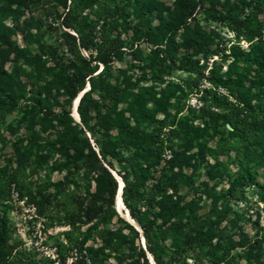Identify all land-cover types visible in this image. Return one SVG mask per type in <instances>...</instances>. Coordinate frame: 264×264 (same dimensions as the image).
<instances>
[{
	"label": "rangeland",
	"instance_id": "374dc122",
	"mask_svg": "<svg viewBox=\"0 0 264 264\" xmlns=\"http://www.w3.org/2000/svg\"><path fill=\"white\" fill-rule=\"evenodd\" d=\"M153 2L170 7V15L178 13L175 0H100L94 9H83L74 0H0L4 20L0 28V89L28 94L27 101L14 109L0 108V170H6L7 176L16 173V181L10 186L8 179L0 175V220L10 249L7 264H74L82 252L104 247L110 229H124L125 238L122 245L115 244L100 253L106 264H117V258L127 254L128 249L147 247L142 230L137 228L139 235L134 236L125 229L120 220H127L116 207L109 225L100 223L89 230L96 221L85 224L76 207L80 194L85 192V178L80 174L65 179L66 171L60 169L62 158L47 142L48 138H56L54 128L45 130L38 123L32 132L25 128L26 112L30 111L28 106L34 98L40 100L44 109L51 105L56 114L65 109L72 112L74 102L68 106L64 90L60 89L66 79L65 70L72 64L81 67V60L88 62L91 54L98 53L96 49L92 52L76 49L75 42L65 36V32L78 36L75 29H66L62 24L70 9L97 22L95 41L112 61L107 73L111 74L110 79H118L126 87L125 79L129 76L132 82L153 88L155 94L149 98L159 102L143 103L137 90H133L128 102L117 109L133 125L139 123L147 136L156 134L160 140L156 144L161 147L159 156L157 151L138 148L122 152L129 161L130 176L137 174L143 178L144 191L149 194L164 171L181 174L183 180L175 199L181 197L185 202L194 199L199 206L190 238L203 240L218 234L223 238L220 245L219 239L213 238L212 245L206 244L204 249L192 245L179 251L167 238L162 242L170 250L165 264H264V86H258L256 81L252 93L256 99L252 102L240 103L233 97L239 93L237 85L249 88L255 81L258 69L251 65L253 56L264 53V31L262 37L253 36L254 29L264 21L261 7L264 0H231L240 26L214 21L208 6L198 5L181 19L183 28L177 35V44L185 35L188 40L225 50L223 55L209 60L210 68L214 63L218 75L231 74L238 84L232 82L217 88L187 62H172L175 49L149 44L146 37L137 33L139 20L143 14L148 16ZM217 10L225 12V7L218 6ZM157 26L155 21L153 28ZM135 53L140 59H136ZM185 54L184 49H179V56ZM204 58L199 56L201 64ZM96 65L99 66L92 76L105 73L104 66L94 61L86 65L87 71L91 73ZM228 78L224 81L229 82ZM38 89L42 95L33 94ZM207 91L210 97L206 107L202 97ZM213 94L229 96L234 102L243 120L238 128L222 124L220 110L209 106ZM107 129L116 134L113 126ZM147 143V138L141 139L139 147ZM17 146L30 153L22 164L14 156ZM113 163V172L118 175L120 167ZM211 170L215 179L210 178ZM243 170H251L258 185L247 186L230 198L229 184ZM38 192L50 196V202H42ZM36 193L39 204L30 201L31 194ZM168 195L173 192L169 190ZM140 209L149 221L157 213L154 203L149 201L143 202Z\"/></svg>",
	"mask_w": 264,
	"mask_h": 264
},
{
	"label": "trees",
	"instance_id": "16d2710c",
	"mask_svg": "<svg viewBox=\"0 0 264 264\" xmlns=\"http://www.w3.org/2000/svg\"><path fill=\"white\" fill-rule=\"evenodd\" d=\"M74 2L83 9H94L99 5L100 0H74ZM198 5L201 8L208 6L207 11L212 15L214 21L241 25V22L235 17L233 9H231V0H175L174 6L178 12L175 16L169 14L171 12L170 7L160 2L150 3L148 16L143 14L137 24V33L146 37L149 44L166 45L170 47V50L175 49L174 54L170 58L172 62H187L196 73L202 75L201 77L209 81L215 88L221 85L227 87L232 82L238 84L236 79L233 80L231 74L218 75L216 73L217 65L214 63L210 68L209 60L215 56L223 55L224 49H213L201 42L188 40L185 35L182 36L181 43H176L177 35L183 28L181 19L190 15L191 10ZM221 5L225 7V12L217 10V7ZM261 7L264 8V3L261 4ZM155 21H158V26L153 28ZM96 23V21H91L89 17L82 18L81 14L78 15L71 9L62 22L66 29H75L77 31V37L65 32V36L75 42L76 49L82 48L88 52H92L95 49L98 50L96 56L91 54L89 57L90 61L81 60V67L75 64L69 65L65 70L66 79L60 85V89L64 90L67 97V104L71 107L80 93L87 90V84H90V89L84 93L79 101L77 111L80 116V123L74 120L71 110L67 111L65 109L56 114L53 112L51 105H49V109H44L40 100L35 101L34 98L32 100L33 104L28 106L30 111L26 112L25 128L32 132L37 123L45 130L49 127L54 128V136L56 138H48L47 142L48 146L54 149L62 158L60 169L66 171L65 179L70 180V178L80 174L85 178V192L80 194L76 207L83 214L81 219H85V224L96 221L90 226L89 230L100 223L109 225L115 215L114 208L119 191V181L113 175L114 172L112 173L111 171L115 170L113 162L118 163L120 168L117 174L124 183L122 193L124 205L128 209L131 218L141 228L147 247L146 251L141 246L133 247L135 250L128 249L127 254H122V258H117V264H149L147 253L152 255L156 264H165L164 258L168 256L170 250L162 242L167 238H171L175 251L192 245L196 248L204 249L206 244L212 245L213 238H218V245H220L223 242L221 234L215 235L210 239L203 238V240L190 238L191 227L197 221L199 206L194 199L187 202L181 197L175 199L180 182L183 180L181 174L164 171L159 180L152 185L149 190L150 193L146 194L144 191L146 188L144 179L137 174L130 176L127 171L129 161L123 158L122 152L124 150L138 148L146 152L153 151L154 153L157 151V156H159L161 153L158 152V149H161V147L159 148L156 144L160 140L156 134L147 136L139 123L133 125L131 120L125 116V113L117 109L119 105L128 102L130 91L133 90H137V96L143 103L152 101L157 104L159 102L156 98H149L152 93L155 94L153 88L142 87L132 82L129 76H126L125 79L126 87L118 79L115 81L110 79L111 74L107 73L112 61L108 60V57L103 54L95 41ZM3 25V16L0 14V28ZM263 31L264 21L258 28L254 29L253 36L262 37ZM0 37L2 38L1 35ZM77 41L79 45H77ZM179 49H184L187 54L179 56ZM191 49L192 53H189ZM199 56L205 57L202 64ZM135 57L140 59V55L137 53H135ZM92 61L102 64L104 70H106L105 73L100 72L97 76H92L99 66L96 65L95 68H91L93 70L89 73L87 71L89 68L86 65ZM251 65H255L258 69L255 73V81L251 82L249 88H242V86L237 85L236 89H238L239 93L237 96H233L236 101L240 100L238 101L240 103L242 100L252 102L256 99L252 94L253 89L257 86L256 81H258V86H264V53L259 56L254 55ZM206 71H208L207 75H205ZM226 76L227 78L229 76V82L224 81ZM39 77L41 79V74H39ZM42 79L44 81V77ZM96 83H99V86ZM42 88L45 90V87ZM33 94L39 96L42 95V92L38 89ZM209 95L210 92L207 91V94L202 97L206 107ZM27 97L28 94L25 91L13 93L11 90L8 92L7 89L2 88L0 89V108L3 110L14 109L20 102L27 101ZM209 106L220 110L218 116L222 124L236 129L243 123L238 113L239 109L236 108L229 96L213 94L211 105ZM107 126H113L116 134L113 135L107 129ZM144 138L148 139V143L140 148L139 141ZM29 154L28 149L18 146L15 148L14 156L20 159L19 164L26 162ZM208 173L211 179H215L214 171L211 170ZM1 174L8 179V186L16 181L15 172L7 176L6 170H0ZM257 183L256 175L251 170H243L231 180L228 196L233 198L240 190ZM93 186L94 191L92 192L91 188ZM169 190L173 192V195H168ZM23 196L21 195V198ZM38 196L42 198V202H50V196L43 195L42 192H38ZM31 197H33L30 199L32 203H40L37 202V193L35 196L31 194ZM145 201L154 203V207L157 209L152 221H149L146 214H143L140 209V205ZM120 221L124 223L125 229L129 230L134 236L139 235V231L129 222L122 219ZM154 230L157 233L155 235H153ZM124 238V229H110L107 233V242L104 247L97 251L93 248L88 249L86 254L82 252L74 264H106L105 260L100 259V253L105 248L112 247L115 244L122 245ZM7 243L8 237L0 220V264H7L10 254ZM132 245L134 246L135 243L132 242Z\"/></svg>",
	"mask_w": 264,
	"mask_h": 264
},
{
	"label": "bare ground",
	"instance_id": "6f19581e",
	"mask_svg": "<svg viewBox=\"0 0 264 264\" xmlns=\"http://www.w3.org/2000/svg\"><path fill=\"white\" fill-rule=\"evenodd\" d=\"M77 99V98H76ZM76 101V100H75ZM74 101V104H73V109H72V116H73V118L75 119V120H78L79 118H80V116H79V113H78V106H77V101L75 102ZM79 105V104H78ZM115 174V173H114ZM116 175V174H115ZM116 178L119 180V182H120V185L121 186H124L123 185V183H122V180H121V178L118 176V175H116ZM122 193H123V191L121 192V190H120V192H119V194H118V197L116 198V203H115V207H116V209H117V211H119L121 214H122V216L128 221V222H130L131 224H133L136 228H138L139 230L141 229L138 225H137V223L131 218V216L129 215V212H128V210H127V208L125 207V205H124V202H123V197H122ZM141 231V230H140ZM149 255V258H150V264H156L155 263V260L153 259V257H152V255L151 254H148Z\"/></svg>",
	"mask_w": 264,
	"mask_h": 264
},
{
	"label": "water",
	"instance_id": "95a60500",
	"mask_svg": "<svg viewBox=\"0 0 264 264\" xmlns=\"http://www.w3.org/2000/svg\"><path fill=\"white\" fill-rule=\"evenodd\" d=\"M86 91H88V89L87 90H85L84 92H82V93H80V95L78 96V98L76 99V101H77V106H78V104H79V101H80V99H81V97L84 95V93L86 92ZM75 101V102H76ZM77 122H79L80 123V118L78 119V120H76ZM112 173H113V171H111ZM116 174V173H115ZM114 173H113V175L115 176V178H116V175H115ZM117 179V178H116ZM118 180V179H117ZM122 180V179H121ZM119 181V180H118ZM122 183H123V181H122ZM123 185H124V183H123ZM123 187L124 186H121L120 185V182H119V191H118V194H119V192H120V190H121V192L123 191ZM118 194H117V197H118ZM116 197V198H117ZM130 223V222H129ZM131 224V223H130ZM132 226H134L133 224H131ZM135 227V226H134ZM136 228V227H135ZM137 229V228H136ZM138 230V229H137ZM139 231V230H138ZM145 249V251H146V248H144ZM148 254V253H147ZM148 259H149V257H148Z\"/></svg>",
	"mask_w": 264,
	"mask_h": 264
}]
</instances>
